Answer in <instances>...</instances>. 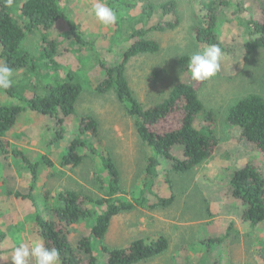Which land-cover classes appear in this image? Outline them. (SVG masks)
<instances>
[{"label":"rangeland","instance_id":"374dc122","mask_svg":"<svg viewBox=\"0 0 264 264\" xmlns=\"http://www.w3.org/2000/svg\"><path fill=\"white\" fill-rule=\"evenodd\" d=\"M16 1L11 12L22 23L26 19L20 12L21 0ZM169 1L172 0H99L107 3L118 16L116 24L105 26L91 12L97 0H61L67 22L61 21L52 29L28 31L17 53L30 55L36 68L12 74L18 97L12 99L0 89V105L21 108L15 127L7 133L12 148L27 154L33 163L46 155L56 165L51 175L46 173L52 168H39L40 178L32 192L38 210L55 209L60 190L81 192L93 199L107 197L108 181L98 158L90 155L79 167L58 172L70 141L77 134L79 120L88 115L97 120L102 148L120 172L119 198L134 201L141 196L150 178L148 163L153 152L139 138L126 106L113 93L96 91L104 78L99 66L101 62L109 66L120 63L132 42V33L164 19L163 6ZM173 1L178 5L180 26L168 32H149L147 37L159 42V52L139 55L127 64L130 87L147 107L163 101L178 81L191 82L190 75L182 73L179 60L208 47L196 39L193 27L204 13L203 8L215 0ZM229 1L236 6L223 11L217 34L230 52L222 55L221 70L205 80L199 89L205 107L217 116L219 147L212 158L186 174L169 171L170 162L162 160V168L158 169L150 184L152 188L145 191L143 198L153 203L174 195V202L160 208L139 207L113 217L104 239L92 241L97 264H105L112 250L127 248L138 239L150 242L160 236L168 239V250L138 264H215L217 261L262 264L264 221L256 226L243 221L244 209L232 196L230 186L236 169L249 163L261 167L262 155H255L251 144L241 140L225 119L230 106L239 99L249 94L264 98V50L258 49L244 57L242 48L249 38L247 25L250 19L260 17L264 0ZM168 18L171 16L165 17ZM70 24L90 44L77 41ZM45 38L56 41L57 54L52 58L43 53ZM0 63H4L1 46ZM69 79L81 84L83 92L76 104V114L64 124L70 132L57 140V121L32 111L27 99L44 96L48 86ZM195 124L199 127L198 120ZM31 180L29 168L21 159L5 155L0 148V264H11L13 249L20 243L29 248L44 243L31 201L15 196L17 192H31ZM95 208L96 215L81 222L76 230L75 242L91 233L97 215L106 210V205ZM28 262L34 264L31 259Z\"/></svg>","mask_w":264,"mask_h":264},{"label":"trees","instance_id":"16d2710c","mask_svg":"<svg viewBox=\"0 0 264 264\" xmlns=\"http://www.w3.org/2000/svg\"><path fill=\"white\" fill-rule=\"evenodd\" d=\"M8 5L7 0L0 3V46L4 63L13 69V73L23 69H35L34 59L28 55H18L26 39L28 31L38 29H52L61 21L67 22L62 9L61 0H21L20 12L26 19L18 22L11 8L16 4ZM236 5L229 0H215L205 6L204 13L193 27V34L203 45L217 44L223 54L230 52L221 42L217 28L223 11H230ZM259 18L250 19L247 25L249 38L243 44L247 57L258 49L264 50V4ZM171 18L165 19V17ZM163 17L156 25L150 28H137L131 35V44L124 53L123 59L115 66L100 63L104 78L99 82L96 91L100 94L113 93L118 101L126 106L127 113L134 120L136 132L141 141L153 152L148 163L150 178L144 185L142 194L134 201L119 198L121 194V175L109 154L102 148V139L99 124L92 116H83L79 120L77 134L70 141L67 151L61 161L62 173L79 167L88 156L98 158L105 170L108 184L107 197L93 199L76 191H61L57 198L58 206L46 212L37 209L33 197L34 185L38 182L40 166L52 168L54 174L56 165L46 155L40 162L33 163L27 154L12 148L7 133L16 125L21 108L0 105V148L7 156L15 155L29 168L31 174V192L15 196L29 199L36 213V226L44 245L56 248L60 252V264H97V258L92 251L93 239L100 241L106 236L113 217L131 212L139 207L149 209L160 208L174 202V195L152 203L144 199L145 191L152 188L151 182L161 167V161L167 159L169 171L186 174L195 170L201 164L212 158L220 144L217 135V116L205 107L199 95V89L204 81H178L167 97L153 106H144L134 95L126 76L127 64L131 58L142 54L159 52L160 44L157 40L147 37L151 31L168 32L177 29L181 20L178 17V5L169 1L163 6ZM75 39L83 44H90L77 33V27L70 24ZM92 48V44L90 45ZM242 46V45H241ZM233 52V51H232ZM43 53L47 58L57 54L56 41L45 38ZM189 56L179 60L182 73H187ZM44 96H33L27 99L29 107L40 115H48L57 121L59 133L57 140H61L69 131L64 126L65 121L76 114V104L83 92L81 84L73 79L46 88ZM5 93L10 98H16L14 85ZM201 114V115H200ZM200 115V116H199ZM199 116V117H198ZM198 120V126H196ZM227 125L239 138L251 144L252 152L262 159L259 167L249 163L236 169L231 179V194L238 200L244 209L243 221L256 226L264 221V98L258 94H249L230 106L226 116ZM67 129V130H66ZM70 132V131H69ZM103 184L104 181L100 180ZM99 186V185H98ZM101 187V185L99 186ZM89 204H93L91 207ZM106 210L98 214L89 235L82 236L76 242L73 237L81 222L87 221L96 215L95 208ZM95 208V209H96ZM211 241L218 239H210ZM215 242V241H214ZM169 248L166 237L160 236L150 242L144 239L133 241L129 247L110 251L105 264H138L147 259L163 254ZM102 249L107 251L105 246ZM262 258V257H261ZM262 264L264 263V254ZM28 264H33L28 262ZM215 264H222L217 261Z\"/></svg>","mask_w":264,"mask_h":264},{"label":"clouds","instance_id":"9594fccd","mask_svg":"<svg viewBox=\"0 0 264 264\" xmlns=\"http://www.w3.org/2000/svg\"><path fill=\"white\" fill-rule=\"evenodd\" d=\"M8 5L12 0H7ZM95 19L105 25L117 23V13L97 0L91 9ZM223 53L217 44H211L202 51L193 53L188 61L187 68L193 81H205L214 77L221 70V57ZM13 69L7 63H0V89L7 90L13 86ZM29 259L34 264H60V252L56 248H49L44 243H36L31 248L25 243H20L13 249L11 264H28Z\"/></svg>","mask_w":264,"mask_h":264}]
</instances>
